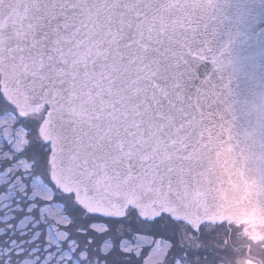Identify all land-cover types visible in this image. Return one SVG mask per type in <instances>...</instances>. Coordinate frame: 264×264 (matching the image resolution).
Returning a JSON list of instances; mask_svg holds the SVG:
<instances>
[{"label": "snow or ice", "instance_id": "1", "mask_svg": "<svg viewBox=\"0 0 264 264\" xmlns=\"http://www.w3.org/2000/svg\"><path fill=\"white\" fill-rule=\"evenodd\" d=\"M196 7L0 0V264H201L189 233L224 221L192 186L206 99L185 59L206 51L189 46ZM95 214L133 226L110 233Z\"/></svg>", "mask_w": 264, "mask_h": 264}, {"label": "water", "instance_id": "2", "mask_svg": "<svg viewBox=\"0 0 264 264\" xmlns=\"http://www.w3.org/2000/svg\"><path fill=\"white\" fill-rule=\"evenodd\" d=\"M195 2L189 46L202 40L206 51L203 59H185L192 83L204 81L206 99L200 160L192 165L199 184L192 186L223 221H264V0Z\"/></svg>", "mask_w": 264, "mask_h": 264}, {"label": "flooded vegetation", "instance_id": "3", "mask_svg": "<svg viewBox=\"0 0 264 264\" xmlns=\"http://www.w3.org/2000/svg\"><path fill=\"white\" fill-rule=\"evenodd\" d=\"M189 234L196 237V246L215 248L211 264H264V221L258 218L206 223Z\"/></svg>", "mask_w": 264, "mask_h": 264}, {"label": "trees", "instance_id": "4", "mask_svg": "<svg viewBox=\"0 0 264 264\" xmlns=\"http://www.w3.org/2000/svg\"><path fill=\"white\" fill-rule=\"evenodd\" d=\"M38 146L39 147L37 148L36 151L41 156H43L46 153L48 154L49 150L47 151V149H45V145L44 144H39ZM75 214H79V213H75ZM16 215H17V219H19L22 214H16ZM110 218H112V217H104V216H100V215L95 214V218L92 219L91 222L92 221L95 222V221H101V220H103L105 224L109 225L110 233H112L113 229L114 228H117V227H122V226L123 227H127V226L130 227V225H127L126 223L120 224L121 223L120 221H117V222L116 221H111V220H115V219H120V220H122V222H125L126 220H130V218H121V217H119V218H112V219H110ZM80 223H84V221H80ZM2 227H4V225L3 224H0V228H2ZM71 228H72V226L71 225H68L66 228H62V229L65 230V231H68V230H71ZM90 238H93L97 242V244H98L99 241L103 240L105 237L103 235H101V234H97L95 237H90ZM3 239L4 240H7L8 237L7 236H4ZM43 239H44V237L42 236L41 237V242L43 241ZM41 246H42V244H41ZM147 252H148V250H147ZM145 254L147 255L146 252H145ZM146 255H145V258H146Z\"/></svg>", "mask_w": 264, "mask_h": 264}, {"label": "rangeland", "instance_id": "5", "mask_svg": "<svg viewBox=\"0 0 264 264\" xmlns=\"http://www.w3.org/2000/svg\"><path fill=\"white\" fill-rule=\"evenodd\" d=\"M32 127H34V128H37V125H33ZM39 144H37L36 145V147H35V151L37 150V148L39 147L38 146ZM45 149H47V151H48V147H47V145H45ZM5 151H7V149H5ZM49 153V152H48ZM113 218V217H112ZM112 218H110V219H112ZM111 221H120L121 223L120 224H123V223H126L127 225H130V226H132V224L130 223V222H122V220H120V219H115V220H111ZM92 223H98V224H104V225H106V226H108V228H109V225H107V224H105L104 223V221L103 220H101V221H92ZM128 227V226H127ZM63 230V229H62ZM214 240H215V238H213ZM203 240H205L206 242H205V244H212L213 242H214V240H211V243H210V241L208 240L207 241V239H203ZM197 249L199 250V251H197V253H196V255H195V257H194V259H199L200 261H201V264H211L215 259V255H214V253H215V248H213L212 246H205V247H201V245H199V246H197ZM145 252L146 253H148L147 252V249H145L144 250V253H143V255L145 256L146 254H145ZM179 254V249H174L171 253H170V256H177Z\"/></svg>", "mask_w": 264, "mask_h": 264}]
</instances>
